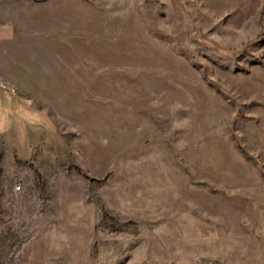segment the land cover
Returning <instances> with one entry per match:
<instances>
[{
  "label": "rangeland",
  "instance_id": "rangeland-1",
  "mask_svg": "<svg viewBox=\"0 0 264 264\" xmlns=\"http://www.w3.org/2000/svg\"><path fill=\"white\" fill-rule=\"evenodd\" d=\"M91 1L1 130L0 264H264V0Z\"/></svg>",
  "mask_w": 264,
  "mask_h": 264
},
{
  "label": "crops",
  "instance_id": "crops-1",
  "mask_svg": "<svg viewBox=\"0 0 264 264\" xmlns=\"http://www.w3.org/2000/svg\"><path fill=\"white\" fill-rule=\"evenodd\" d=\"M93 8L91 0H0V79L20 94L0 89V134L11 136L17 122L35 117L24 96L40 100L43 90L77 87L70 42Z\"/></svg>",
  "mask_w": 264,
  "mask_h": 264
},
{
  "label": "built area",
  "instance_id": "built-area-1",
  "mask_svg": "<svg viewBox=\"0 0 264 264\" xmlns=\"http://www.w3.org/2000/svg\"><path fill=\"white\" fill-rule=\"evenodd\" d=\"M0 89L3 90V91L10 92V93H12L14 95L17 94V90L15 88H12L10 86V84L7 81L3 80V79H0ZM20 188H21V186L18 185L17 189L19 190Z\"/></svg>",
  "mask_w": 264,
  "mask_h": 264
}]
</instances>
